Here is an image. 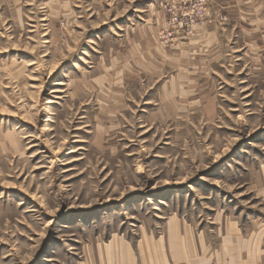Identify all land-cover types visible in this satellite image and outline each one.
<instances>
[{"label":"rangeland","instance_id":"374dc122","mask_svg":"<svg viewBox=\"0 0 264 264\" xmlns=\"http://www.w3.org/2000/svg\"><path fill=\"white\" fill-rule=\"evenodd\" d=\"M103 1L9 5L0 264H160L264 220V22L202 64L164 0Z\"/></svg>","mask_w":264,"mask_h":264},{"label":"crops","instance_id":"0c3cea01","mask_svg":"<svg viewBox=\"0 0 264 264\" xmlns=\"http://www.w3.org/2000/svg\"><path fill=\"white\" fill-rule=\"evenodd\" d=\"M114 2L113 0H110ZM127 1V0H125ZM163 0H132L145 5L161 4ZM14 0H0V53L5 50L8 32V9ZM104 4L103 0H96ZM130 2V0H128ZM107 3V2H106ZM147 8L142 9L145 11ZM210 21L202 26V64H207V56L215 53L221 44L220 37L237 35L238 25L243 32H254L256 26L264 22V0H212ZM11 13H14L11 9ZM252 26L245 29L243 25ZM235 32V34H234ZM264 200V186L259 189ZM221 238L215 240L214 252H207V245L202 253H188L180 257L174 253L172 259L160 264H264V220L226 222Z\"/></svg>","mask_w":264,"mask_h":264},{"label":"built area","instance_id":"2783aa9c","mask_svg":"<svg viewBox=\"0 0 264 264\" xmlns=\"http://www.w3.org/2000/svg\"><path fill=\"white\" fill-rule=\"evenodd\" d=\"M212 0H164L163 10L177 30L192 34L199 26L210 21Z\"/></svg>","mask_w":264,"mask_h":264}]
</instances>
